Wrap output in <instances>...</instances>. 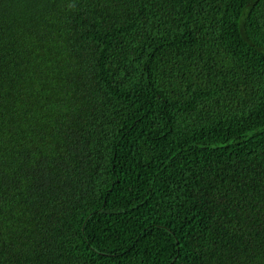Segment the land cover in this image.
Wrapping results in <instances>:
<instances>
[{"label":"trees","instance_id":"obj_1","mask_svg":"<svg viewBox=\"0 0 264 264\" xmlns=\"http://www.w3.org/2000/svg\"><path fill=\"white\" fill-rule=\"evenodd\" d=\"M0 264H264V0H0Z\"/></svg>","mask_w":264,"mask_h":264}]
</instances>
